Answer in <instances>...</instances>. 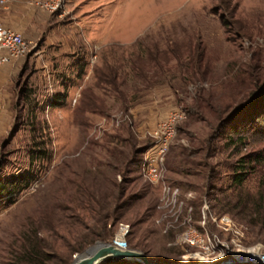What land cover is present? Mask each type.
<instances>
[{"label": "rangeland", "instance_id": "rangeland-1", "mask_svg": "<svg viewBox=\"0 0 264 264\" xmlns=\"http://www.w3.org/2000/svg\"><path fill=\"white\" fill-rule=\"evenodd\" d=\"M0 22L28 42L0 71V181L34 176L0 203V264H72L114 240L158 264H206L188 256L190 225L264 250V161L235 181L264 136L230 118L264 83V0H0ZM176 111L153 184L144 154ZM233 126L246 144L230 142ZM164 184L180 195L160 209Z\"/></svg>", "mask_w": 264, "mask_h": 264}, {"label": "built area", "instance_id": "built-area-1", "mask_svg": "<svg viewBox=\"0 0 264 264\" xmlns=\"http://www.w3.org/2000/svg\"><path fill=\"white\" fill-rule=\"evenodd\" d=\"M1 3H5V1H1ZM27 50L28 42L24 34L0 22V66L20 59L26 54ZM183 115L180 111L170 113L160 122L157 130L152 134L155 143L144 154L143 172L144 176L153 184L164 183L165 155L171 140L176 134L177 123ZM179 195V189H171L170 186L164 184L159 208L163 209L176 203ZM216 222H218L217 219ZM220 222L223 223L226 230L231 229L230 218L223 217ZM127 233L128 231L122 232L125 237ZM182 241L194 248V251L189 253V258L206 264L264 263V250L261 246L236 249L232 247L230 242H221L217 236L210 238L203 235L192 225L182 232ZM231 242L236 244V239H232Z\"/></svg>", "mask_w": 264, "mask_h": 264}, {"label": "trees", "instance_id": "trees-1", "mask_svg": "<svg viewBox=\"0 0 264 264\" xmlns=\"http://www.w3.org/2000/svg\"><path fill=\"white\" fill-rule=\"evenodd\" d=\"M67 98L66 94L59 93L55 96V98L51 101L52 107H60L63 105ZM235 116H240L237 122H240L242 125H248L244 129V133H248L249 131H256L263 133L264 136V83L260 86V88L252 94L250 99L245 103L241 104L231 114L230 118ZM242 116V118H241ZM240 126H233V135L230 138V142L234 144H246L248 140L247 134H241ZM264 161V151L259 150L253 152L249 155L243 156L241 159L240 172L236 174L235 181L237 184H241L245 181L247 177V171L244 172L243 169L252 168L255 170L256 166H252L251 163H256L261 165ZM34 178L33 175H24L21 174L13 178V180L7 181L3 183L0 181V203L3 204H12L15 201V193L17 189H20V185L28 186L31 180ZM106 224L103 225L102 231L100 232L99 237L101 240L106 241L107 237V228ZM112 242V241H111ZM91 243V242H90ZM83 248V246H82ZM80 248V249H82ZM102 264H142L139 262H131L129 260H107Z\"/></svg>", "mask_w": 264, "mask_h": 264}, {"label": "water", "instance_id": "water-1", "mask_svg": "<svg viewBox=\"0 0 264 264\" xmlns=\"http://www.w3.org/2000/svg\"><path fill=\"white\" fill-rule=\"evenodd\" d=\"M132 260L142 264H158L146 253L116 243L98 241L74 257L72 264H102L107 260ZM264 264V263H261Z\"/></svg>", "mask_w": 264, "mask_h": 264}, {"label": "crops", "instance_id": "crops-1", "mask_svg": "<svg viewBox=\"0 0 264 264\" xmlns=\"http://www.w3.org/2000/svg\"><path fill=\"white\" fill-rule=\"evenodd\" d=\"M6 26H9V25H6ZM9 27H12V28H14V29H16V30H18V31H20V32H22L24 34L22 29L15 28L14 26H9ZM11 69H12V67L8 66V64H7V65L1 67L0 71H1V73L5 72L7 74H10L9 72L11 71ZM6 100H7V95L5 94V92L3 91L2 86L0 85V109L2 108V105L6 102Z\"/></svg>", "mask_w": 264, "mask_h": 264}, {"label": "bare ground", "instance_id": "bare-ground-1", "mask_svg": "<svg viewBox=\"0 0 264 264\" xmlns=\"http://www.w3.org/2000/svg\"><path fill=\"white\" fill-rule=\"evenodd\" d=\"M118 239H121L122 241L123 240H125V236L122 234V233H119L118 235H117V240ZM116 243L119 245V246H121V247H126L125 245H124V243H118V241H116Z\"/></svg>", "mask_w": 264, "mask_h": 264}]
</instances>
